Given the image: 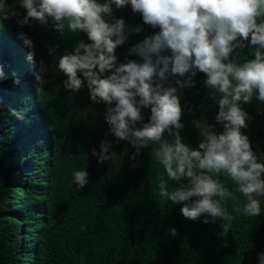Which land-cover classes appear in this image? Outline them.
I'll list each match as a JSON object with an SVG mask.
<instances>
[{
  "label": "trees",
  "instance_id": "obj_1",
  "mask_svg": "<svg viewBox=\"0 0 264 264\" xmlns=\"http://www.w3.org/2000/svg\"><path fill=\"white\" fill-rule=\"evenodd\" d=\"M7 3L9 15L0 17V264H257V254L264 252V201L258 216L236 212L246 198L221 174L219 179L233 193L221 201L234 216L230 232L220 235L219 218L205 223L203 216L184 217V202L158 196L160 177L167 176L153 145L135 154L133 145L109 133L104 101L91 100L87 86L76 92L65 89L66 76L56 61L78 41L87 42L86 34L61 35L38 21L20 24L26 10L16 0ZM121 16L128 36L116 48L118 60H139L128 49L158 29L145 24L130 5L113 6L109 18ZM20 32L33 41L32 59ZM5 50L12 56L10 63L1 56ZM232 56L252 58V48L246 43ZM41 69L44 83L34 76ZM205 78L198 72L194 85L178 88L184 125L180 134L191 147L202 139L194 120L223 131ZM242 107L250 119L241 130L258 156L264 155V102L253 98ZM150 114V108L142 109L143 122ZM102 139L112 141L115 152L105 161L93 152ZM82 167L89 175L78 187L72 171Z\"/></svg>",
  "mask_w": 264,
  "mask_h": 264
},
{
  "label": "clouds",
  "instance_id": "obj_2",
  "mask_svg": "<svg viewBox=\"0 0 264 264\" xmlns=\"http://www.w3.org/2000/svg\"><path fill=\"white\" fill-rule=\"evenodd\" d=\"M16 2L26 10L17 21L20 24L38 21L42 26L51 24L61 35L86 34L87 42L78 41L72 51L56 61L57 70L66 76L63 85L71 92L87 86L91 100L104 101L109 133L133 145L135 154L153 145L155 159L167 176L165 179L162 175L158 183L160 198L184 202L181 213L188 219L203 216L207 223L210 218H219L220 235H227L234 216L227 204L221 203L233 196L219 179L226 174L234 181L235 191L246 198L235 211L249 217L262 213L264 155L258 156L241 129L248 127L250 119L242 105L253 98L264 102V0ZM127 5L158 31L128 49L129 55L134 54L139 60L124 62L118 60L116 48L127 39L126 21L122 16L109 17L113 6ZM10 9L7 0H0V17L6 19ZM12 14L17 15L14 11ZM18 38L29 48L32 59V39L23 32L18 33ZM246 43L252 48V58H234V51ZM1 56L7 63L12 61L8 50ZM107 69L111 71L105 75ZM43 71L34 73L40 83L45 82ZM198 72L206 74L203 82L218 104L215 119L223 131L194 120L202 139L197 147H191L180 134L184 125L178 88L194 85ZM173 78L174 84L170 82ZM144 108H150L147 122H143ZM17 115L22 118V114ZM165 132L171 139L165 137ZM111 147L112 141L102 139L99 149L94 147L93 152L105 161L115 154ZM88 175L85 167L72 171L78 187L87 182ZM173 181L178 183L174 186ZM169 231L175 236L177 229L172 227ZM257 257V264H264V252Z\"/></svg>",
  "mask_w": 264,
  "mask_h": 264
}]
</instances>
